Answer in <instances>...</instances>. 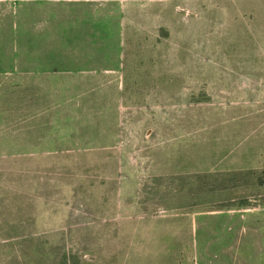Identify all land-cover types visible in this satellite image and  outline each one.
I'll return each instance as SVG.
<instances>
[{
    "label": "rangeland",
    "instance_id": "374dc122",
    "mask_svg": "<svg viewBox=\"0 0 264 264\" xmlns=\"http://www.w3.org/2000/svg\"><path fill=\"white\" fill-rule=\"evenodd\" d=\"M0 264H264V0H0Z\"/></svg>",
    "mask_w": 264,
    "mask_h": 264
}]
</instances>
